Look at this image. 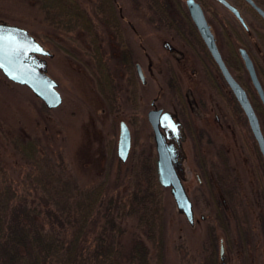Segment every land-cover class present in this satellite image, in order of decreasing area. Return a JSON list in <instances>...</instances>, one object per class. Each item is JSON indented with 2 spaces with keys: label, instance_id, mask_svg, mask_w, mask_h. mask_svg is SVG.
<instances>
[{
  "label": "rangeland",
  "instance_id": "374dc122",
  "mask_svg": "<svg viewBox=\"0 0 264 264\" xmlns=\"http://www.w3.org/2000/svg\"><path fill=\"white\" fill-rule=\"evenodd\" d=\"M79 1L99 36L102 52L98 54L92 52L91 34L85 27L64 29L62 26L67 23L57 20L61 19L58 15L54 20L46 16L40 3L60 9L55 0H0V20L25 27L49 51L42 58L48 74L58 82L62 96L59 105L49 107L30 87L11 81L0 69V181L12 180L21 188L25 186L26 192H32L29 198L34 202L45 198L30 183L26 186V182L35 183L37 177L33 176L40 167L86 187L104 180L105 196L124 198L131 185L133 161L156 154L147 111L150 98L158 90L157 77L155 80L146 75L148 82L137 76L132 79V71L123 70L116 61L122 43L99 16L97 0ZM146 3L147 0H116L123 41L134 52V60L144 66L145 74L144 52H158L160 57L165 53L162 33L157 35L145 21ZM182 6L186 7L185 0ZM245 11L252 29L262 28L257 17ZM210 19L218 28L216 21ZM232 22L233 29H240L241 38L262 64L259 52L263 50L253 30L249 35L237 21ZM217 36L221 42V33ZM236 39L232 33L233 48L238 50L241 44ZM100 62L105 63L107 70L98 69ZM233 64L250 101L260 105V97L257 98L248 75L235 61ZM102 73L109 75L110 102L98 88L97 77L103 80ZM199 85L197 95L209 99L210 87L202 81ZM173 99L171 93H161L164 106L168 107ZM232 107L238 119L230 120V126L222 129L212 120L208 126L212 137H200L199 152L192 138L186 144L188 156L184 164L190 176L186 185L192 201L193 223L178 209L170 187L163 186V264H264V158L245 116L240 117L234 103ZM255 108L261 112L264 133V111ZM121 121L131 131V148L125 161L117 152ZM14 139L36 140L39 161L26 159ZM201 157L204 163L198 162ZM123 225L126 227L123 239H131L136 233L134 220L127 217ZM89 231L91 237L94 231L92 228ZM149 245L154 255L155 247L150 242Z\"/></svg>",
  "mask_w": 264,
  "mask_h": 264
},
{
  "label": "trees",
  "instance_id": "16d2710c",
  "mask_svg": "<svg viewBox=\"0 0 264 264\" xmlns=\"http://www.w3.org/2000/svg\"><path fill=\"white\" fill-rule=\"evenodd\" d=\"M55 1L60 9L40 3L46 16L50 20L59 16L57 20L67 23L64 29L85 27L91 34L92 52H102L99 36L80 1ZM96 8L122 43L121 52H130L123 41L114 1L97 0ZM97 67L101 72L107 70L103 62ZM107 73H102L103 80L97 77V84L109 101ZM131 92L136 99L133 88ZM17 140L13 142L24 157L37 163L38 142ZM132 167L131 185L124 198L105 196L104 180L86 187L61 174H49L42 167L33 176L38 178L34 184L26 182V186L30 183L41 191L45 199L38 202L29 198L32 192H26L25 186L21 188L12 180L0 181V264H163L164 187L158 180L156 154L136 158ZM127 217L134 220L136 233L124 240L123 221ZM90 228L94 231L91 237ZM148 241L155 247L154 255Z\"/></svg>",
  "mask_w": 264,
  "mask_h": 264
},
{
  "label": "flooded vegetation",
  "instance_id": "af4514ba",
  "mask_svg": "<svg viewBox=\"0 0 264 264\" xmlns=\"http://www.w3.org/2000/svg\"><path fill=\"white\" fill-rule=\"evenodd\" d=\"M113 1L116 7V0ZM196 1L200 3L204 11L220 57L229 72L236 81L244 87L242 79H240L241 77L236 75L233 71L235 70L233 61H235L241 70L246 72L254 86L249 70L240 52V49L244 48L252 60L256 75L264 89V16L249 0H227L239 10L246 24L245 26L236 14L222 1ZM253 1L264 10V0ZM185 4L186 7H183L182 0H147L146 9L143 14L145 21L148 25L150 23L149 26L153 31L158 32L157 35L160 32L162 33L163 36L160 37L164 47L162 52H165L161 57L158 52H149L148 50L144 52L146 56L147 74L144 72V66L134 60V52H132L130 47V52H120L116 57V61L123 70L132 71V75L130 73L132 79H136L137 76L142 82H148L146 75L155 80L157 77L158 81H156V84H158V90L156 94L150 98L147 118L151 124L154 138V129L150 121V114L158 110L161 111L158 114L160 130L168 142L174 143L180 149L181 161H179V172L182 183L190 196L186 185V181L190 176L186 173L184 164L188 156L186 150L188 139L192 138L193 146L196 147L199 152L201 146L200 137H202V139L212 137L210 135L211 129L208 127L212 120L215 121V126L222 129L230 126V120H235V118L238 119L237 115L233 112V103L236 106V110L241 112L240 117H242V115L245 116V121H247L248 126L249 122L224 75L220 63L207 46L205 39L192 19L186 0ZM245 10L252 14V16L257 17L262 28L252 29L250 22H247L248 17L244 13L246 12ZM116 14L118 24L121 27V14L119 8ZM138 15L137 13L136 16L138 17ZM210 17L216 21L218 28L215 27ZM233 19L237 21L238 25L242 26L241 28L247 31L249 35L251 34V30L255 33L258 43L263 50V52H259L261 58H263L261 59L262 64H260V59H257L258 56L255 57L253 52H251L248 43L241 38L240 29H233ZM149 32L151 31L149 30ZM218 32L221 33V40L223 43L222 41L220 42L219 36H217ZM232 33L237 37L236 40L238 43L241 44L238 50L235 47L233 48ZM149 39H151V36ZM221 43L223 45H221ZM258 49L261 50L259 45ZM138 69L141 71L142 76H140ZM201 81L210 87L211 92L209 99L197 95V92H200L201 85L199 84ZM183 83H186L184 84L185 87H183ZM244 88L246 89V87ZM166 92L171 93L174 97L168 107L164 106L165 104L161 102V93L165 94ZM258 96L259 95H257V98H259ZM258 102L260 105H255L253 100L251 101L252 105L258 106V108L260 107L264 111V105L261 99H259ZM255 106L253 107L260 122L259 116L261 112L256 109ZM164 112H168L170 115H165L166 118H162ZM203 161L204 159L202 157L201 160L200 158L198 159V162L204 163Z\"/></svg>",
  "mask_w": 264,
  "mask_h": 264
},
{
  "label": "water",
  "instance_id": "95a60500",
  "mask_svg": "<svg viewBox=\"0 0 264 264\" xmlns=\"http://www.w3.org/2000/svg\"><path fill=\"white\" fill-rule=\"evenodd\" d=\"M220 1L226 4L246 26L239 10L235 6L230 4L227 0ZM249 1L264 16V10L254 3L253 0ZM186 3L192 19L205 39L207 46L220 63L234 95L243 108L248 118L251 131L258 142L264 158V133L245 88L236 81L227 67L223 64L215 44L213 33L210 30V26L200 3L196 0H186ZM240 52L249 70L253 84L264 105V89L256 75L252 60L244 48H241ZM47 54H49V51L44 48V46L36 40L26 28L0 20V69L10 80L29 86L47 106L56 107L62 102V96L57 89L58 82L48 74L46 61L41 56ZM138 72L140 76H142L139 69ZM159 112L161 111L158 110L157 112L150 114V121L154 129V140L157 151L156 164L158 180L162 186L170 187V191L176 201L178 209L184 212L188 220L193 223L192 201L182 183L179 172V161H181L180 149L174 143L168 142L160 130V120H158ZM168 114V112H164L162 118H166ZM130 148L131 131L127 123L121 121L117 152L122 160L125 161L127 159Z\"/></svg>",
  "mask_w": 264,
  "mask_h": 264
}]
</instances>
